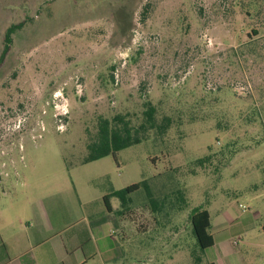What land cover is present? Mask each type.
<instances>
[{
    "label": "rangeland",
    "instance_id": "obj_1",
    "mask_svg": "<svg viewBox=\"0 0 264 264\" xmlns=\"http://www.w3.org/2000/svg\"><path fill=\"white\" fill-rule=\"evenodd\" d=\"M12 5L0 11V58L2 34L24 28L0 65V228L27 232L54 197L88 216L148 181L157 199L183 190L189 205L153 213L141 189L120 214L111 197L121 264H264V0ZM147 102L173 117L165 136L83 163L100 117L139 124ZM200 206L216 239L205 255L190 221Z\"/></svg>",
    "mask_w": 264,
    "mask_h": 264
},
{
    "label": "crops",
    "instance_id": "obj_2",
    "mask_svg": "<svg viewBox=\"0 0 264 264\" xmlns=\"http://www.w3.org/2000/svg\"><path fill=\"white\" fill-rule=\"evenodd\" d=\"M45 200L27 232L13 222L0 228V264H121L111 203L110 210L104 203L97 213L72 218L64 199ZM127 223L125 216L124 234Z\"/></svg>",
    "mask_w": 264,
    "mask_h": 264
},
{
    "label": "trees",
    "instance_id": "obj_3",
    "mask_svg": "<svg viewBox=\"0 0 264 264\" xmlns=\"http://www.w3.org/2000/svg\"><path fill=\"white\" fill-rule=\"evenodd\" d=\"M46 1L47 0H44L45 3ZM13 2L14 0H0V6H7L5 7L6 10L0 9V11L4 12L8 9L9 11H12L14 6L12 5ZM40 6H42V4H40ZM41 9L42 7L40 8V11ZM38 14H41V12L38 11ZM42 16L45 17V14ZM23 28L24 27L21 25H12L2 34L1 39L4 48L0 58V65L3 64L10 51L9 49L13 45V37L15 33L22 31ZM251 35L257 37L259 32L253 29ZM248 36L250 37V35ZM144 107L145 110L143 111V117L139 124H134L131 115L129 114H117L112 119L100 117L97 123L96 132L88 138V156L84 159L83 163L87 164L95 162L108 156H113L116 159L120 151L138 145L149 139L152 132L159 137L165 136L174 124L173 117L169 115H161L158 108L151 102L145 103ZM213 158L214 155H208L204 158L198 159L191 165V168L189 169L190 173L196 174L198 169L206 168V166L212 163ZM141 189L145 191L147 201L153 213H160L167 205H170L172 208L179 206V209L181 210L189 205L187 196L183 190L172 192L171 194L166 195L162 200L157 199L148 181L133 184L120 191H114L109 195L104 196L103 200L107 208L110 210V198L113 196L117 197L121 201L123 209L119 213L123 214V212H125L124 210H127L132 203L131 194ZM190 221L200 252L202 255H205L206 251L212 249L216 243L214 235L210 232L212 225L209 210L203 206L194 208L190 214ZM195 254L196 253H194V255ZM196 262H202V257L200 255H196Z\"/></svg>",
    "mask_w": 264,
    "mask_h": 264
},
{
    "label": "built area",
    "instance_id": "obj_4",
    "mask_svg": "<svg viewBox=\"0 0 264 264\" xmlns=\"http://www.w3.org/2000/svg\"><path fill=\"white\" fill-rule=\"evenodd\" d=\"M237 243V242H236Z\"/></svg>",
    "mask_w": 264,
    "mask_h": 264
}]
</instances>
